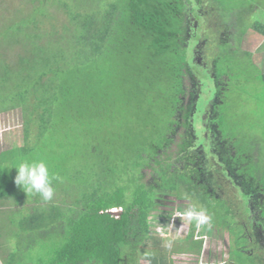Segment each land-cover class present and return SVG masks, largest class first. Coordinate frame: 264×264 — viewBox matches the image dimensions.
Masks as SVG:
<instances>
[{"label":"trees","instance_id":"trees-1","mask_svg":"<svg viewBox=\"0 0 264 264\" xmlns=\"http://www.w3.org/2000/svg\"><path fill=\"white\" fill-rule=\"evenodd\" d=\"M16 1L0 10V113L19 110L23 131L0 148L1 263L185 264L152 235L172 196L210 218L187 220L195 264H264V132L248 110L264 120V46H245L264 37V0ZM24 160L59 177L51 200L14 183ZM219 176L240 184L210 190ZM196 234H227L219 261L198 259Z\"/></svg>","mask_w":264,"mask_h":264},{"label":"rangeland","instance_id":"rangeland-1","mask_svg":"<svg viewBox=\"0 0 264 264\" xmlns=\"http://www.w3.org/2000/svg\"><path fill=\"white\" fill-rule=\"evenodd\" d=\"M0 2V10L5 9L4 6H8L9 8H13L17 1L16 0H1ZM253 19L261 20L264 23V14L256 15ZM248 48H250L252 51L258 53L260 49H262V46H264V37L262 34H259L252 29L248 30V33L246 35V45ZM203 92L200 95V98L198 100V108L199 110L203 109L206 105V98L209 96L210 91L212 89V82L210 81V78L204 73L203 75ZM234 86H236L235 81ZM239 88V87H238ZM213 90V89H212ZM244 99H246L247 96L243 95ZM261 98V97H260ZM209 100V99H208ZM207 103V102H206ZM209 103V102H208ZM207 103V104H208ZM255 105V103H254ZM257 108H261V106H257ZM257 108L252 105V103L249 105V113L251 116V121L257 123L262 127V132H264V120L262 121V113L260 111L257 112ZM253 110V111H252ZM256 110V111H255ZM252 112V113H251ZM199 111L196 114V121L195 126L197 127L198 134L201 135V126L200 123H198L199 120H197V117L199 115ZM255 120V121H254ZM195 127V128H196ZM22 125H21V117H20V111L19 110H11L5 113H0V148H6L16 145H21L23 142V133H22ZM148 175V174H147ZM148 177V176H147ZM237 194V193H236ZM237 197V196H236ZM172 201H174L173 204H168V207L170 208V217H166L164 214L167 211V207H163L162 211H156V215L153 218V226H152V235L159 238L162 245L164 247H167L169 251H174L173 258L176 262L180 263H188V264H195L196 258L195 250L191 248L187 242L184 240V236L186 233V227H187V219L183 216L181 211L179 210V202H175L173 198H170ZM169 199V200H170ZM165 206V205H164ZM160 210V209H158ZM181 216V221L176 225V217ZM199 231V230H197ZM227 234H225V239L221 238H210L207 235H197V238H201L203 240V249L204 251L200 253V256L198 259L200 261L208 259L210 262L219 261V256L216 257L215 254L220 253V251L223 249V246L227 244L226 237ZM202 236V237H201ZM210 249L212 253L207 254V249ZM0 264L1 261H0Z\"/></svg>","mask_w":264,"mask_h":264},{"label":"clouds","instance_id":"clouds-1","mask_svg":"<svg viewBox=\"0 0 264 264\" xmlns=\"http://www.w3.org/2000/svg\"><path fill=\"white\" fill-rule=\"evenodd\" d=\"M14 168L16 169L14 183L22 188L24 192L39 194L44 201H49L53 198L55 191L53 180H58L59 177L50 174L49 167L44 161L24 160L14 166ZM183 216L188 221L195 220L200 224L206 223L210 219L205 209H197L195 205L187 209Z\"/></svg>","mask_w":264,"mask_h":264},{"label":"flooded vegetation","instance_id":"flooded-vegetation-1","mask_svg":"<svg viewBox=\"0 0 264 264\" xmlns=\"http://www.w3.org/2000/svg\"><path fill=\"white\" fill-rule=\"evenodd\" d=\"M198 60L199 62L202 60V57H200L198 55ZM210 63V62H209ZM201 65L203 66L204 68V73L211 79V78H214L213 77V71H212V68H211V65L209 64L208 65V61H202L201 62ZM209 106H210V103L206 104L203 108V111L202 113L200 114V119L198 121V123H200V126L203 128V131H202V136L204 138H207V135L208 133L211 132V129L213 128V124L211 123V121L206 120V117L208 116V113H209ZM210 144V143H209ZM219 161H221V158H218ZM213 164H216V162L213 160L212 161ZM229 174V172H228ZM234 179V178H233ZM236 179V178H235ZM223 182H226L228 183L230 186L229 188L230 189H233V183L232 182H236L238 183L236 180L232 181V179H227L225 176H219L218 178V186H210V190H213L217 193H222V187L220 186V184H223ZM240 184V183H238ZM166 200H163V202H165V204H173L174 201H172L170 198H173L172 196H165ZM170 199V200H169ZM174 199V198H173ZM262 240V238L260 239ZM261 244H263V240L262 241H259Z\"/></svg>","mask_w":264,"mask_h":264},{"label":"water","instance_id":"water-1","mask_svg":"<svg viewBox=\"0 0 264 264\" xmlns=\"http://www.w3.org/2000/svg\"><path fill=\"white\" fill-rule=\"evenodd\" d=\"M109 213L113 214V215H117L120 211H114V210H110L108 211Z\"/></svg>","mask_w":264,"mask_h":264}]
</instances>
